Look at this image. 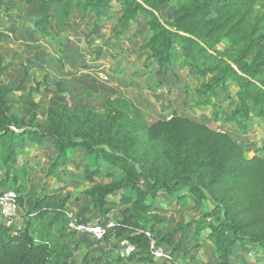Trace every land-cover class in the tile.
<instances>
[{
	"label": "trees",
	"instance_id": "16d2710c",
	"mask_svg": "<svg viewBox=\"0 0 264 264\" xmlns=\"http://www.w3.org/2000/svg\"><path fill=\"white\" fill-rule=\"evenodd\" d=\"M51 3L62 4L65 18L71 17L74 8L95 17L114 9L119 13V28L137 23L139 14L147 15L149 34L141 48L155 61V74H163L176 61L184 63L196 81L195 105L210 108L214 122L222 117L241 134L257 126L261 144L248 158L232 135L177 109L171 110L170 117L162 115L148 124L141 108L121 95H103L101 110L95 108L90 92L83 104L75 106L50 99L46 122L41 124L38 104L29 94L26 104L31 112L26 121L12 112L9 100L18 88L0 83V171L4 174L0 191L13 189L25 178L26 166L19 165L18 157L25 152L26 140L55 148L48 174L66 163L68 149L77 147L86 158L85 180L110 178L83 193L90 198L92 210L103 217L97 220L103 225L111 222L107 213L119 207L102 239L134 243L137 251L128 259H153L147 250V232L154 238L149 211L161 192L174 199L186 191L199 206L209 199L221 205L218 221L209 224L206 236L215 247L213 264H232L230 258L240 244L257 243L264 249L262 0H39L36 11L41 16L34 25L44 35L49 34ZM171 4H175L171 18H162L161 12ZM2 72L0 65V77ZM20 81L24 82V76ZM13 190L17 193L14 220L6 224L0 210V264H69L77 246L70 247L66 241L76 232L68 227V198L41 190L26 205V183L20 182ZM116 193L121 194L122 206L109 198ZM76 220L90 219L83 214ZM188 226L177 223L156 243L168 246L174 254Z\"/></svg>",
	"mask_w": 264,
	"mask_h": 264
},
{
	"label": "rangeland",
	"instance_id": "374dc122",
	"mask_svg": "<svg viewBox=\"0 0 264 264\" xmlns=\"http://www.w3.org/2000/svg\"><path fill=\"white\" fill-rule=\"evenodd\" d=\"M157 1L163 3L165 0ZM173 2L175 3V0ZM262 2L264 4V0ZM38 5L39 0L29 4L23 0H0V15L4 16V43L0 44L4 61L0 55V65L4 62V68L7 67L2 81L14 90L18 88L9 96L12 112L17 116L27 121L31 112L30 106L26 104L29 94L38 104L37 120L41 124L46 122L45 112L50 99H58L75 106L83 104L85 96L90 92V99L95 108L101 110L103 105L98 99H101L102 95H121L140 106L149 121L157 118L155 111H160L162 104L166 110L170 106L180 108L181 111H178L182 115L214 124L232 135L243 147L248 158L261 144L260 129L257 126L254 125L241 134L237 129L230 128L222 117L214 122L210 108L195 105L196 81L193 72L184 63L176 61L171 67L166 66L163 74H155V61L149 59V52L141 48L149 34L146 30L149 18L147 15L139 14L137 23L132 22L119 28V13L114 9L105 10L99 17H95L94 13L81 12L74 8L71 17L65 18L60 10L62 4L51 3L49 34L44 35L34 25L41 16L36 11ZM174 9L175 4L168 6L161 12L162 18L170 19ZM11 11L13 13H10ZM28 14L33 19L32 23L29 22L31 30L28 37L19 40L12 33L14 23L24 24V20L20 19ZM16 34L23 35L22 29L18 28ZM46 56L49 58L48 62L41 64V61H46ZM23 76L24 82H21ZM176 85L182 88V91L176 89ZM170 113L171 110L168 111V117ZM24 149L25 152L18 157V163L26 166V175L17 185L19 187L22 181L27 185L24 194L26 205L41 190L54 192L60 197L68 198L66 211L72 219H77L83 214L89 217V222L103 219L98 212L92 210L90 198L83 190L94 183L108 182L110 178L96 176L93 182L84 179L86 158L82 149H68L66 163L57 166L51 174L47 173V167L56 157L55 148L47 143L35 144L26 140ZM3 177L4 174L0 171V178ZM16 186L11 188L15 189ZM182 194V197L171 199L169 195L161 192L153 199L149 211L153 224L150 230L153 239L159 240L160 236L175 228L177 223L189 224L185 238L175 252L179 256L177 262H193L189 256L197 255L202 264H213L216 251L214 244L206 236L210 231L209 224L218 221L222 212L221 205L209 199L199 206L186 191ZM120 197L121 194L116 193L109 198L122 206ZM118 208L116 206L107 213L108 218H112L109 219L111 222H114ZM19 215L18 213L16 219L18 221ZM161 245L170 253L169 261L173 260L171 249ZM196 261L194 260V264ZM160 262L165 263L162 260ZM231 262L264 264V249L257 243H245L243 246L240 244L234 248Z\"/></svg>",
	"mask_w": 264,
	"mask_h": 264
},
{
	"label": "crops",
	"instance_id": "0c3cea01",
	"mask_svg": "<svg viewBox=\"0 0 264 264\" xmlns=\"http://www.w3.org/2000/svg\"><path fill=\"white\" fill-rule=\"evenodd\" d=\"M2 3H4V1ZM10 13H13V12L11 11ZM12 15L14 16V14H12ZM17 20H14V21L17 22ZM20 20H24V24H22L21 22H18V24L14 23L15 26H14V29H12L13 30L12 33L15 35V37H18L19 40H21L20 38L25 39L26 37H28V33L31 30V27L29 26V22H31V23L33 22V19L31 18V16H29V14L25 17H22ZM20 20H18V21H20ZM18 28L22 29L23 35H17L16 34V30ZM1 43H4V16L3 15H0V44ZM0 55H1V59L3 60L4 54L0 53ZM47 58L45 59L46 61H41V64L48 62L49 58L48 59ZM50 58H52V57H50ZM2 66H3V72H2L1 77H0V83L4 84V81H2V80H3L4 71L7 70V67L4 68V62H2ZM177 80H179V79H177ZM176 84L178 85V82ZM177 85H176V89H179L180 91H182L181 90L182 88H180ZM185 90H186V88H185ZM189 93H190V91H189ZM190 96H191V94H190ZM98 100H99L98 102L102 105L101 99H98ZM172 109L180 110V108H176L173 106H170V108L168 110H166V108H164L161 104L160 111L159 110L155 111L157 118L155 120L153 119L152 121H149V119L146 117L144 112H143V114H144L148 124H152L155 121H157V119L160 116L167 115L168 111H170ZM70 238H71V240H70ZM66 241L70 247H76L77 246V249L74 250L72 253V256L69 260V264H100L101 261L103 262L101 264H179V262H177V261H179L178 260L179 256H177V253H174V255L172 254L173 260L167 261L165 263H163V262L161 263L160 260H158V259L157 260L146 259V260L134 262L132 259L121 258L116 254V248L118 246V243L115 242L114 239H111V238L108 240L96 239L94 236L87 234V233H83V232H77V231L71 232L70 235L66 237ZM189 257H190L189 259L193 260V262H190V263L187 262L186 264H194V260L196 261L197 259L198 260L200 259L197 255L192 256V257L189 256Z\"/></svg>",
	"mask_w": 264,
	"mask_h": 264
},
{
	"label": "built area",
	"instance_id": "2783aa9c",
	"mask_svg": "<svg viewBox=\"0 0 264 264\" xmlns=\"http://www.w3.org/2000/svg\"><path fill=\"white\" fill-rule=\"evenodd\" d=\"M17 193L13 189H3L0 191V210L1 214L6 219V224H10L17 211L16 203ZM111 225L109 222L107 225L99 223L97 220L94 222H79L76 219H72L68 222L70 230L77 232H83L94 236L96 239H102L106 232V228ZM150 237L147 250L155 260L169 261L171 258L170 253L161 245L157 244L156 240L151 237V234L147 232ZM137 251V246L131 243L127 239L118 241L116 248V254L121 258H128L131 254Z\"/></svg>",
	"mask_w": 264,
	"mask_h": 264
}]
</instances>
